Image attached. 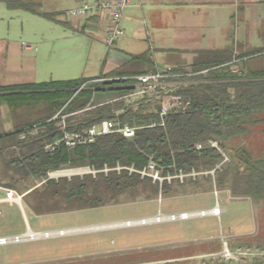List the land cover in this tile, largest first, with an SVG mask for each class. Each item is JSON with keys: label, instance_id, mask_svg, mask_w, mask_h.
Here are the masks:
<instances>
[{"label": "trees", "instance_id": "trees-1", "mask_svg": "<svg viewBox=\"0 0 264 264\" xmlns=\"http://www.w3.org/2000/svg\"><path fill=\"white\" fill-rule=\"evenodd\" d=\"M10 10L22 9L58 22V13L39 10V3L26 0H0ZM60 22V21H59ZM257 56H264V48ZM233 51H213L200 55L191 65V75L182 74L170 81H187L171 89L189 102L185 112L171 111L162 124L161 99H143L130 105L127 96L133 90L135 77L157 71L153 52L133 54L130 61L114 71L95 78L51 80L0 86V107L7 106L14 126L0 134V154L11 179L35 177L44 181L41 188L30 191L37 214H53L93 209L120 202L123 196L157 197L169 193L176 183V192L197 191L213 183L211 176L188 178L181 183L159 182L151 177L116 167L134 165L142 170L152 159L165 173L210 171L224 156L210 140L218 142L226 152L228 141L244 136L250 125L264 123L256 116L264 111V67L232 69ZM160 87L155 94H164ZM116 95L94 104L97 95ZM41 109L38 117L27 114ZM64 115L66 128L60 126ZM119 119L137 127L133 138L114 132L97 137L95 142L71 149L61 142L53 151L46 146L62 139L64 131L78 132L103 120ZM37 130L35 134L30 132ZM26 137L21 139L20 135ZM202 144L201 149H196ZM232 151L230 160L215 171V183L230 191L232 197L250 198L264 203V155L253 158ZM238 159V161L235 160ZM64 166H88L91 172L82 176L54 179L49 173ZM108 170L106 171L105 169ZM6 186H12L7 184Z\"/></svg>", "mask_w": 264, "mask_h": 264}, {"label": "rangeland", "instance_id": "rangeland-1", "mask_svg": "<svg viewBox=\"0 0 264 264\" xmlns=\"http://www.w3.org/2000/svg\"><path fill=\"white\" fill-rule=\"evenodd\" d=\"M26 1L41 4V11L58 13L62 22L22 9L10 10L0 2V85L99 76L115 49L107 46L104 36L95 33L93 28L82 34L73 27L74 20H83L68 15L76 0ZM254 29L257 46H264V23ZM249 64L264 67V56ZM146 94L157 99L165 95ZM143 96L138 91L132 92L127 101L135 105ZM116 97L97 95L94 104ZM27 114L38 117L41 109H30ZM256 116L263 119L264 111L257 112ZM13 126L8 107H0V134L11 132ZM249 129L246 135L228 141L225 153L229 160L232 151L244 157L246 153L253 158L264 155V123L250 125ZM89 172L88 166H64L50 172L49 177L71 178ZM202 176L211 175L201 173L196 177ZM188 178L193 177L185 179ZM211 178L213 183L197 191L187 188L176 192V183H173L169 193H162L161 189L154 198L123 196L119 203L103 207L37 214L32 207L34 197L29 193L41 188L44 181L31 176L11 179L0 154V237L40 234L0 245V264H128L191 255L193 259L167 264H264V203L232 198L229 190L220 189L215 178ZM11 183L12 186H6ZM6 189L15 191L21 202L8 200ZM217 202L224 210L219 216L120 224L159 213L209 209ZM225 246L238 256L237 260L221 255Z\"/></svg>", "mask_w": 264, "mask_h": 264}, {"label": "crops", "instance_id": "crops-1", "mask_svg": "<svg viewBox=\"0 0 264 264\" xmlns=\"http://www.w3.org/2000/svg\"><path fill=\"white\" fill-rule=\"evenodd\" d=\"M85 1L90 0H76L74 7ZM95 1L102 0L90 2ZM260 23H264V0H131L122 18L124 32L113 46L115 51L108 56L99 76L121 68L130 61L131 55L150 50L157 68L155 73L170 68L171 75L175 74V69H183L191 75L195 59L213 51H233L234 71L258 68L261 66L249 62L262 57L256 52L264 46H257L254 34V28ZM107 25L108 17L101 14H90L82 21H73V27L82 34L93 28L95 33L103 35ZM168 79L161 82L166 91L187 84V81ZM193 257L128 264H167Z\"/></svg>", "mask_w": 264, "mask_h": 264}, {"label": "built area", "instance_id": "built-area-1", "mask_svg": "<svg viewBox=\"0 0 264 264\" xmlns=\"http://www.w3.org/2000/svg\"><path fill=\"white\" fill-rule=\"evenodd\" d=\"M131 0H102V1H85L81 5L74 7L68 11V15L73 18H84L90 14H101L106 15L108 17V25L106 30L104 31V43L109 46L113 47L116 41L120 38L123 34L124 29L122 26V18L123 13L126 7L130 4ZM163 72L157 73H150L147 75H140L135 77V83H133L132 92H140L142 94L146 93H156V90L163 85L161 84L162 79L180 76V74L171 75L169 69ZM165 95L161 99V112L160 116L162 118V124L164 123V119L167 114L171 111H182L185 112L188 108L189 102H185L184 99L180 94H177L171 90H168L164 93ZM61 118L60 126L65 129L66 128V121L64 115H56L54 119ZM137 127L130 126L128 124H123L119 119H111V120H103L97 125L88 127L82 131L78 132H70L64 131L63 137L61 140L56 141L52 144L46 146V149L49 151L55 150V148L61 143L64 142L67 147L73 149L77 145H86L95 142L97 137L106 135L109 133L118 132L123 134L126 138H133L136 134ZM31 134H35L36 131L30 132ZM26 137V134L23 133L20 135V138L23 139ZM210 144L213 147L219 149V151L224 156L223 161L217 165V167L210 171H201L196 172L193 171L192 173H184L182 170L176 171L175 174L165 173L163 168H160L156 165V163L151 159L149 163L144 167L142 170L137 169L134 165L123 167L118 166L116 170L120 171L121 169H127L131 173L136 172L139 173L142 177H151L155 182H159L160 187L164 181L168 183H172L174 179H177L181 182L184 181L186 177H193L196 178L198 174L204 173L207 175L213 176L215 178V171L217 169H221L222 164L229 161V157L226 153L219 147L218 142L215 140H210ZM203 147L202 144H197L195 146L196 149H201ZM106 171L108 170L105 169ZM215 181V180H214ZM7 192V199L8 200H15V191L11 189H6ZM223 212V209L220 207V204L217 202L215 206L209 209H200V210H193V211H181L178 213H170V214H163L159 213L153 217L135 219V220H128L126 222L120 223L124 225H137V224H145V223H153V222H162V221H179V220H188L194 217H203L207 215H214L219 216ZM60 234L64 233V231H59ZM49 233H45L48 235ZM40 234L30 232L26 236H13V237H0V245H6L9 242L20 241L22 239L27 238H36ZM227 259H238V256L234 254L227 246H225L221 253Z\"/></svg>", "mask_w": 264, "mask_h": 264}, {"label": "bare ground", "instance_id": "bare-ground-1", "mask_svg": "<svg viewBox=\"0 0 264 264\" xmlns=\"http://www.w3.org/2000/svg\"><path fill=\"white\" fill-rule=\"evenodd\" d=\"M16 200L19 202L20 201V198H16ZM21 202V201H20Z\"/></svg>", "mask_w": 264, "mask_h": 264}]
</instances>
